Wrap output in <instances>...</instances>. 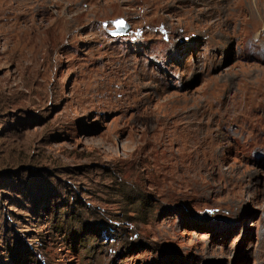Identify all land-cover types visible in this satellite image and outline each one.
Wrapping results in <instances>:
<instances>
[{"label": "rangeland", "instance_id": "rangeland-1", "mask_svg": "<svg viewBox=\"0 0 264 264\" xmlns=\"http://www.w3.org/2000/svg\"><path fill=\"white\" fill-rule=\"evenodd\" d=\"M133 1L0 0V264H264V0Z\"/></svg>", "mask_w": 264, "mask_h": 264}, {"label": "bare ground", "instance_id": "bare-ground-1", "mask_svg": "<svg viewBox=\"0 0 264 264\" xmlns=\"http://www.w3.org/2000/svg\"><path fill=\"white\" fill-rule=\"evenodd\" d=\"M248 1V0H247ZM136 3H139V0H134L133 2H132V5H135ZM142 5L144 6V7H150V6H148L147 4H149L150 5V2H143L142 1ZM262 0H259L258 1V3L256 4V11H258L259 12V14H260V10H261V7H263L262 6ZM112 5H114V4H112ZM250 5H251V3L249 4V2H247V4L244 6V7H242V8H239V12L240 13H242V14H244L245 16H247V15H250V14H254V9H253V6L252 7H250ZM120 7V6H119ZM10 12H8L7 14H3L2 16H1V19H0V23H1V26H3V25H5V24H7V22H9V21H11L12 19H11V17L10 16H7L8 14H9ZM13 14H14V12H12ZM12 13H11V15H12ZM254 17V16H253ZM251 18V17H250ZM256 18V17H255ZM9 20V21H6V20ZM251 21V20H250ZM253 21V20H252ZM115 27L117 28V30L119 31V32H122L123 31V25L122 24H118L117 22L115 23ZM107 95V94H106ZM232 106H234V107H231L230 105H229V107H230V109H231V111L232 110H236L237 108H238V105L237 104H233ZM233 114H234V112H233ZM182 115V114H181ZM187 119V118H186ZM217 133V132H216ZM202 135V134H201ZM219 135H220V133H219ZM221 136V135H220ZM196 137V136H195ZM219 137V136H218ZM194 138V137H193ZM201 139V138H200ZM188 140H191V137H188ZM182 141H184V140H182ZM188 150H190V149H188ZM192 150V149H191ZM186 152V151H185ZM196 152V151H195ZM197 159V158H196Z\"/></svg>", "mask_w": 264, "mask_h": 264}, {"label": "water", "instance_id": "water-1", "mask_svg": "<svg viewBox=\"0 0 264 264\" xmlns=\"http://www.w3.org/2000/svg\"><path fill=\"white\" fill-rule=\"evenodd\" d=\"M116 22H117L118 24H122V25H123V21H122V20H115V21L112 22V24H113L114 27H115V23H116ZM115 28H116V27H115ZM125 28H126V29H123L122 32H119V31L116 29V31H115L116 34H117V33H118V34H125V33L127 32V30H128L127 27H125ZM115 32H114V33H115ZM114 33H113V34H114Z\"/></svg>", "mask_w": 264, "mask_h": 264}]
</instances>
